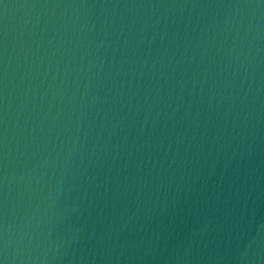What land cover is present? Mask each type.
Returning a JSON list of instances; mask_svg holds the SVG:
<instances>
[{
	"label": "water",
	"instance_id": "water-1",
	"mask_svg": "<svg viewBox=\"0 0 264 264\" xmlns=\"http://www.w3.org/2000/svg\"><path fill=\"white\" fill-rule=\"evenodd\" d=\"M0 264H264V0H0Z\"/></svg>",
	"mask_w": 264,
	"mask_h": 264
}]
</instances>
